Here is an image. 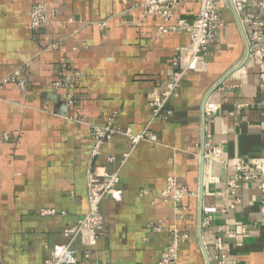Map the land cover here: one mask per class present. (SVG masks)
I'll return each instance as SVG.
<instances>
[{
	"label": "crops",
	"instance_id": "obj_1",
	"mask_svg": "<svg viewBox=\"0 0 264 264\" xmlns=\"http://www.w3.org/2000/svg\"><path fill=\"white\" fill-rule=\"evenodd\" d=\"M143 2L0 0V264H45L69 242L65 230L88 212L91 161L118 171L121 196L102 202L96 246L73 243L77 264H159L174 224L189 234L178 264H219L222 255L226 264H264L259 183L240 182L232 197L236 171L214 162L215 179L206 181L201 157L210 134L229 159L264 158V66L248 63L251 27L224 11L205 69L188 71L165 99L177 49L191 37L159 28L192 24L200 2L182 3L168 22L146 16ZM37 3L46 4L50 23L33 28ZM243 14L264 21V0L248 1ZM17 72V81L4 82ZM75 73L79 79L55 87ZM109 121L155 140L133 145L118 133L93 157L92 128ZM170 176L194 193L183 216L161 196Z\"/></svg>",
	"mask_w": 264,
	"mask_h": 264
},
{
	"label": "built area",
	"instance_id": "obj_2",
	"mask_svg": "<svg viewBox=\"0 0 264 264\" xmlns=\"http://www.w3.org/2000/svg\"><path fill=\"white\" fill-rule=\"evenodd\" d=\"M189 1L193 0H144V14L146 16L155 14L160 16L164 22H168L173 17V10L182 3ZM248 1L250 0H199V11L192 24L180 20L176 26H161L159 28L161 33L186 31L191 37L188 45L177 49V54L174 58L175 70L164 91L165 99L177 95L178 90L181 88L182 80L188 71L200 72L205 69L208 51L225 27L224 11L232 10L240 22L250 25L251 29L248 34V63L264 66V21L254 14H243L244 4ZM30 18L33 28L49 24L50 18L47 13L46 4H35L32 7ZM18 76L19 72L6 78L4 82L17 81ZM79 78L80 74L75 73L72 77L63 78L61 82H57L55 87H67L73 79L77 80ZM260 80L264 84V71L260 74ZM160 107L161 105L157 104V112ZM211 112L212 107L207 105L206 114L210 115ZM118 133L122 132L115 128L111 121L105 126H94L92 128V136L94 138L92 156H98L104 144ZM122 134L128 136L133 145H137L145 140H155V136L148 130L137 135L133 134L131 130H127ZM201 157L203 159L204 178H206V181H213L215 179L212 174L214 162H219L225 170L234 169L236 171L229 181L232 197L240 189V182L244 180H256L259 183V190L262 194L261 211L264 216V158L253 160L251 163H247L244 160L236 161L229 159L221 147L214 145L210 134H206L205 136L204 152L201 153ZM110 161H113V158H110ZM118 182L119 173L117 170L108 171L102 168L101 172V167L96 166L94 161H91L88 170V212L74 226L65 230L64 234L69 242L64 245L55 246L45 264H77L76 251L72 247L77 239H80L85 247L93 248L96 246L99 238L103 236L105 228V217L101 209L102 202L106 198L114 200L120 198L121 192L117 188ZM192 195L194 193L178 185L176 176L168 178L167 186L161 192V196L166 201L173 203L175 212L179 215L184 214L186 211L183 200ZM210 222L211 216L205 218L204 225L207 226ZM162 229L163 226L154 228L155 231ZM170 235L171 242L161 255L159 264H178L181 245L189 239V234L182 232L177 224H174L170 228ZM218 244H220V241ZM89 255L90 251H87L86 256ZM219 264H226V257L224 255L220 257Z\"/></svg>",
	"mask_w": 264,
	"mask_h": 264
},
{
	"label": "water",
	"instance_id": "obj_3",
	"mask_svg": "<svg viewBox=\"0 0 264 264\" xmlns=\"http://www.w3.org/2000/svg\"><path fill=\"white\" fill-rule=\"evenodd\" d=\"M247 43H248V41H247ZM247 46H248V44H247ZM247 57H248V53H247Z\"/></svg>",
	"mask_w": 264,
	"mask_h": 264
}]
</instances>
